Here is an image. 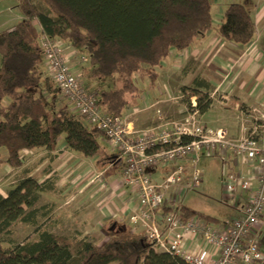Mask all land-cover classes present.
I'll return each mask as SVG.
<instances>
[{
	"label": "trees",
	"instance_id": "obj_1",
	"mask_svg": "<svg viewBox=\"0 0 264 264\" xmlns=\"http://www.w3.org/2000/svg\"><path fill=\"white\" fill-rule=\"evenodd\" d=\"M16 1L23 19L0 31V150H7L6 155L0 151V167L20 168L25 150L54 152L61 139L70 152L84 158L98 156L100 168L116 158L102 148L101 130L87 126L68 106L56 108L58 90L49 77L45 86L52 102L33 93L42 80L39 28L86 54L92 78L118 75L119 88L98 91L101 108L117 116L139 104L142 89L134 76H148L150 87H154L158 69L171 51L183 52L214 28L222 40L243 46L250 44L256 33L251 13L238 2L229 3L215 25L212 0ZM38 2L49 13L43 12ZM211 104L208 94L198 97L201 113ZM42 190L34 179L27 178L6 196L0 193V233L17 221L36 223L34 205ZM180 211L185 219L201 217L219 223L184 205ZM35 233V240L26 239L12 248L0 241V264H189L172 253L155 251L143 234L116 221L111 222L108 239L101 245L81 234L56 235L39 227Z\"/></svg>",
	"mask_w": 264,
	"mask_h": 264
},
{
	"label": "built area",
	"instance_id": "obj_2",
	"mask_svg": "<svg viewBox=\"0 0 264 264\" xmlns=\"http://www.w3.org/2000/svg\"><path fill=\"white\" fill-rule=\"evenodd\" d=\"M38 31L53 86L68 101L71 112L82 117L87 126L101 130L107 143L117 150L112 165L121 164L118 185L130 188L138 199L129 217L131 229L143 234L155 251L172 253L189 264H264L258 232L264 216V105L239 110L234 118L236 136L227 128L207 126L195 96L180 121L166 120L159 113L152 126L137 129L133 113H106L98 92L86 88L80 69L84 55L74 49L66 52L64 41L50 38L40 28ZM181 60L182 54L176 58ZM202 157L221 163L222 202L238 213L230 223L185 219L182 204L175 205L180 196L201 187ZM159 168L169 170L156 179L152 172ZM103 174L96 179L101 184ZM172 188L176 189L175 197L171 196Z\"/></svg>",
	"mask_w": 264,
	"mask_h": 264
},
{
	"label": "rangeland",
	"instance_id": "obj_3",
	"mask_svg": "<svg viewBox=\"0 0 264 264\" xmlns=\"http://www.w3.org/2000/svg\"><path fill=\"white\" fill-rule=\"evenodd\" d=\"M233 2L244 3L242 0H212V15L214 21H217L219 16H222L225 7ZM37 4L43 12L49 13L47 7L43 3L38 2ZM0 15L9 16L3 28H10L8 27L9 24H13L16 17L21 15L17 1L6 0L0 3ZM79 55H84L86 57V59L82 60L80 69L83 73L84 85L87 89L98 92L102 89L110 90L120 87L121 84L120 81H118V75L103 79L92 78L90 76L88 57L81 52ZM39 71L42 80L33 90V93L37 97L46 99L48 103H51V97L48 96L45 86V79L48 77V72L44 60L39 65ZM179 72L173 73L170 71L169 74L167 72L162 73L158 76L154 87H150V78L148 76L141 74L134 76L137 85L142 89V94L145 92L144 96L148 95V102L152 108L150 107L147 111L154 112V114L156 112L157 114V111L160 110L170 115L166 120L180 121L186 114L185 112L181 113L180 110L182 108H188L194 96L196 97H194L196 103H198V97H203L207 94L195 93L192 88L188 87L187 82L182 81L183 78ZM195 73L197 74L196 70ZM205 75H209V72ZM157 81L162 84L160 90L163 93L155 91ZM183 83L185 85H183ZM164 85H170V89H167ZM215 98L218 99V96L216 95ZM159 100L163 101L159 102ZM7 102L8 101L5 100V103ZM54 104L56 108L70 105L59 93L56 96ZM144 108L146 109L147 106ZM225 114H227L228 117L232 115L231 112ZM134 117L135 115L132 116V118ZM150 118L149 116L145 123H142L141 119L140 125H142L143 128L150 126L152 123ZM0 120H2L1 115ZM224 125L226 124H220L221 127H225ZM62 140L63 139L59 141L60 144ZM100 142L102 148H105L111 157L117 155V150L110 146L104 137L100 138ZM0 151L2 155H6L7 153L5 148H2ZM63 151H66V149L63 148ZM61 152L62 151L47 153L44 149H34L23 153L22 167H0V193L3 196H6L10 189L27 178L34 179L43 187L39 200L34 205V208L38 210L36 214V223L31 224L17 221L8 231L0 233V241L4 247L12 248L16 244L24 242L26 239L35 240L38 236L37 233H35L37 227H39L40 230H47L56 235L74 236L81 234L82 236H88L89 240L97 245H101L108 239V228L111 222H98V219H92L98 211H93V207L95 206L94 201L90 200L91 197H89L88 192L97 181L96 179L97 175H99V171H103L105 169L104 167L108 165V161L103 168H100V166L96 164V160H83L82 156H78L76 153L74 154L70 151H67L65 155L57 159V154L59 155ZM75 165L81 166L84 172H86L87 167H90L93 177L90 178V175L87 176L88 174L86 175L81 171L77 174L71 170L70 168L75 167ZM120 167L121 164L116 162L109 170H116V172H118L117 170H120ZM107 168L108 166L106 170ZM199 169L203 173L201 187L196 192H188L180 196L179 204H175L176 207L182 204L195 213L206 215L218 221L219 224L232 222L238 217V213L222 202L225 193L222 181L221 163L216 159L202 157L199 161ZM106 170H104L103 173H106ZM175 191L176 189H171L172 197H175ZM27 210L30 209L27 208Z\"/></svg>",
	"mask_w": 264,
	"mask_h": 264
},
{
	"label": "crops",
	"instance_id": "obj_4",
	"mask_svg": "<svg viewBox=\"0 0 264 264\" xmlns=\"http://www.w3.org/2000/svg\"><path fill=\"white\" fill-rule=\"evenodd\" d=\"M4 1L6 0H1L0 3ZM242 1H244L243 5L245 8L251 13L256 28L255 38L250 44L243 46L224 41L218 37L216 28H214L207 33L205 37L196 40L183 52L171 51L169 57L163 61L158 69V76L165 72L169 74L170 71L173 73L180 71L179 73L183 78L182 81L187 82L188 87L192 88L195 93H207L212 99V104L205 113H202V120L207 126L212 127H221V123L226 124L224 128H227L232 136L237 135L234 118L241 108L264 105V0ZM223 13L224 11L222 12V16L220 15L219 19L215 21V25L221 22ZM8 18L9 16L7 15H0V31L5 29L3 26L8 21ZM21 19H23L22 14L17 16L13 24H9L8 27H13L14 24ZM65 43L68 47L66 52L69 53L74 49L80 53L78 49L74 48L71 44ZM180 54H182V60L177 62L176 58ZM207 72H209V75H207L208 77L205 75ZM161 85L162 84L157 81L156 92H162L160 90ZM183 85L185 84L183 83ZM165 87L170 89V85ZM144 93L141 96L139 104L125 113H133V115H135L133 119L137 129H145L152 126L157 121L159 112L167 119L170 117L169 114L163 113L160 110L157 111V114L156 112L154 114V112L147 111L150 107L144 108L146 102L149 104L148 95L144 96ZM216 95L218 99L215 98ZM162 101L163 100H159V102ZM136 108L140 111H134ZM184 111L185 108L180 110L181 113ZM229 112H231L232 115L228 117L225 113ZM149 116L151 117L150 121L152 123L150 126L143 128V126L140 125V120L142 119L141 122L145 123ZM63 148L66 149L65 142L62 140V143L60 144L59 142L54 152L45 151L47 153L62 151L56 156V158L59 159V157L65 155L68 151L67 149L63 151ZM104 150L106 149L104 148ZM29 151L32 150H25L24 152ZM76 155L79 156L77 153ZM82 159L98 161L99 157H82ZM112 166V163H110L107 170L106 168L104 169L106 170L102 178V183L104 182V184H101V181H96L94 186L88 190L89 197H91L90 200H93L95 205L93 211H98L92 219H98V222H124L130 227L129 217L132 210L138 204V199L130 188L120 187L118 185V181L121 178V170H117L118 172H116V170H109ZM70 169L77 174L81 171L86 175L88 174L87 176L90 175V178L93 177L90 167H87L86 172L78 165ZM168 170V168H159L152 172L153 177L161 179L167 174ZM103 171H99V173ZM258 232L260 246L264 252V216L259 225Z\"/></svg>",
	"mask_w": 264,
	"mask_h": 264
}]
</instances>
